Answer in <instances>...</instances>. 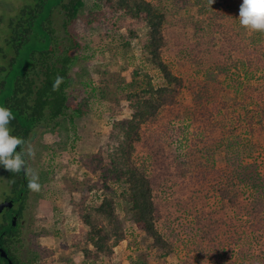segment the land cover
Returning <instances> with one entry per match:
<instances>
[{"label":"trees","instance_id":"trees-1","mask_svg":"<svg viewBox=\"0 0 264 264\" xmlns=\"http://www.w3.org/2000/svg\"><path fill=\"white\" fill-rule=\"evenodd\" d=\"M85 6V0H35L20 5L18 13L8 19L0 16V25L6 24L0 32V103L12 109L16 116L12 135L24 141L28 142L41 125L57 134L60 128L68 129L67 121L85 115L91 108L92 99L91 95L74 94L72 89L77 79L74 67L78 51L83 47V34L78 31V24L83 21L86 26L102 25L105 17L119 22L127 16L147 26L142 38V57L149 66L158 69L163 85L155 86L151 73L142 66L136 67L130 82L119 81L121 79L110 72H104L98 82L93 79L89 84L84 82L91 94L104 101L119 102L118 95L124 96L130 101L133 114L128 120L111 118L112 129L121 133L122 140L118 144L116 138L107 144L106 150L91 156L82 154L80 159H75L82 168L84 165L86 169L95 161L99 167L93 168L98 173L96 178L86 173L84 179H75L76 187H73L83 197L97 193V198L91 201L82 199L84 204L78 211V216L87 226L83 236L85 256L80 264H99L110 257L115 247L125 239L124 219L119 209L131 214L139 230L151 238L147 250L132 258L130 264H152L149 258L152 261L165 259L174 252L176 245L158 226L163 210L156 199L152 170L144 161H135L132 155L135 139L139 137L135 128L138 121L147 120L162 105H172L179 87H189V84L162 56L167 43L164 32L167 15L152 0H94V7L88 12H85ZM230 45L237 56L233 58L232 53L226 55L231 61L228 66L246 70L247 81L241 84V89L247 98L257 93L259 102L263 103L262 108L257 112H247V115L244 113L242 120L232 121L229 108L235 111L244 103L236 99L221 100V103L216 100V93L222 85H218L221 83L214 76L218 68H223L224 62L217 59L206 62L211 65V77L198 75L188 78L190 87H195L192 90L194 106L183 109L193 115L194 123L200 120L201 128L193 138L185 132H171L173 139L151 145L150 154L157 164L155 168L158 165L173 168L171 175L176 182L181 181V190L190 189L197 194L202 186L207 193L213 191L219 198L220 206L196 211L201 239L219 235L222 237L220 241L245 244L249 236L244 233L245 229L249 228L254 233L264 232V165L253 160L257 150L264 149V139H256L258 131L264 128V38L256 37L253 43L252 52L260 62L238 57L244 49L242 42L231 39ZM57 75L64 80L60 90L53 91L52 84ZM118 90H122L120 94ZM185 116L176 113L177 119ZM216 153L225 161L219 168L215 165ZM211 159L212 165L208 164ZM0 170L9 189H13L11 183L14 185L12 196L15 202L24 208L31 191L27 178L9 173L2 166ZM247 191L253 192L252 199L245 196ZM87 203L92 211L104 215L109 223L98 222L91 210L83 211ZM227 209H235L236 217L228 216ZM240 224L246 227L241 233L237 226ZM9 227L12 230L17 228ZM251 236L253 240L254 235ZM10 237L18 239V234L12 233ZM89 243L93 248H89ZM241 246L237 256L242 258V264H262ZM207 253H210L208 248L206 257L214 255ZM38 256L39 253L35 252L34 262ZM185 261L186 264H202L203 250L187 254ZM0 264H8L1 253ZM14 264H20L19 257L14 259Z\"/></svg>","mask_w":264,"mask_h":264},{"label":"rangeland","instance_id":"rangeland-1","mask_svg":"<svg viewBox=\"0 0 264 264\" xmlns=\"http://www.w3.org/2000/svg\"><path fill=\"white\" fill-rule=\"evenodd\" d=\"M34 1L0 0V16L8 19L18 13L20 5ZM85 1V12H88L94 7V0ZM152 1L167 15L164 24L167 43L162 56L176 74L187 79L189 87L180 86L176 91V101L172 105H162L156 114L150 115L147 120L138 121L135 128L136 136L139 137L135 139L132 155L135 161H144L149 165V170H152L156 182V199L163 210L158 226L176 245L174 252L167 258L149 260L152 264H186L187 254L203 250L202 264H242V258L237 256L242 244L247 254L253 259L258 258L260 263L264 264V232L254 233L240 224L237 225L240 227L239 232L245 229L244 233L249 235L245 244L240 241H220L222 237L219 235L217 238L212 235L201 239L200 230L196 225V211L203 208L208 211L220 206L219 198L213 191L207 193L202 186L203 189L200 187L196 191L197 194L190 192V189L181 190V181L176 182L171 175L173 168L167 169L163 165L155 168L157 164L150 154L151 145H157L160 141L170 142L173 139L171 132H185L188 137L193 138L201 128L200 120L194 123L193 115L183 109L194 106L192 90L195 87H190L188 78L198 75L211 77V65L206 62H215L216 59L224 62L223 68H218L214 76L221 83L218 85H222L216 93V100L221 103V100L236 99L244 103L235 111L229 108L232 121L242 120L244 113L247 115V112H257L262 108L263 103L259 102L257 93H254L252 98H247L241 89V84L247 81L246 70L228 66L231 61L226 55L232 53L233 58L237 56L230 45L231 39H236L244 45L242 53L238 55L241 60L248 57L253 62H260L256 53L252 52L253 43L256 37L264 38V33L249 31L239 24V5L242 0ZM78 25V31L83 34V47L78 51V60L74 67L77 79L72 89L74 94L80 96L91 95V108L82 117L68 120V129L60 128L58 134L45 126L40 127L36 139L30 143L36 152L35 160L30 166L39 172L41 188L39 191H30L22 211L23 222L18 228L15 244L20 264H80L84 260L83 248L86 245L83 236L87 226L78 216V211L84 204L82 199L91 201L97 198V193L92 196L86 192L88 197H83L75 188V179H84L86 173L89 177L96 178L98 173L93 168L99 165L95 161L85 169L84 165L82 168L75 159H80L82 154L91 156L106 150L107 144L116 138L118 144L119 140H122L121 133L112 129L111 118L114 116L115 120H128L133 114L130 101L124 96L118 95L119 102L104 101L91 94L84 82L88 83L92 79L98 82L104 72L113 73L121 79L119 81L130 82L134 78L136 67L142 66L151 73L155 86L163 85V78L158 69L149 66L142 57V38L147 31L144 23L126 16L119 22L109 21L105 17L102 25L86 26L83 21ZM5 28V23L0 25V32ZM121 91L118 90V94ZM177 112L186 116L177 119ZM256 139H264V128L258 131ZM215 160L218 168L224 166L225 161L218 153L215 154ZM253 160L264 165V149L257 150ZM212 163V159L208 161V164ZM8 188L0 170V191ZM253 195L251 191L245 192L247 198L252 199ZM91 208L87 203L83 211H92ZM119 212L124 219L126 237L115 247L114 253L99 264H130L132 258L147 250L151 241L143 230H139L131 214L121 209ZM226 213L232 217L237 215L235 209H227ZM95 217L98 222L106 225L109 223L102 214L95 213ZM251 235H254L253 240ZM193 239L195 240L192 241ZM88 246L93 248L91 243ZM206 248L212 254L217 252L206 257ZM35 252L39 253V256L34 262L32 258H35Z\"/></svg>","mask_w":264,"mask_h":264},{"label":"clouds","instance_id":"clouds-1","mask_svg":"<svg viewBox=\"0 0 264 264\" xmlns=\"http://www.w3.org/2000/svg\"><path fill=\"white\" fill-rule=\"evenodd\" d=\"M239 24L249 31L264 33V0H242L239 5ZM64 77L57 75L53 91H59ZM16 116L12 109L0 103V166L14 175H24L28 188L39 191V172L31 167L35 160V149L27 141L12 135Z\"/></svg>","mask_w":264,"mask_h":264},{"label":"flooded vegetation","instance_id":"flooded-vegetation-1","mask_svg":"<svg viewBox=\"0 0 264 264\" xmlns=\"http://www.w3.org/2000/svg\"><path fill=\"white\" fill-rule=\"evenodd\" d=\"M37 135H38L37 132L33 133L32 137L30 138L28 142L31 143L33 140H35ZM11 186H13V189L8 188L7 190H4L3 192L0 191V203L6 200H13V206L11 207L5 206L2 209V211H0V234H4L3 236H0V249L4 248L7 251L8 256L7 257L3 256V257L6 259L8 264H9V259L13 260L14 262V259L18 258L17 250L15 249V244H16L17 239L16 238L13 239V237L11 238L10 234L19 233L18 228L20 227V223L23 222L22 211L24 209V208L21 209L20 206H17V204L19 203L15 202L12 196L14 185L11 183ZM14 219L16 220V223H14L13 221ZM9 224L14 227H17L16 230H12L9 227L10 226Z\"/></svg>","mask_w":264,"mask_h":264},{"label":"water","instance_id":"water-1","mask_svg":"<svg viewBox=\"0 0 264 264\" xmlns=\"http://www.w3.org/2000/svg\"><path fill=\"white\" fill-rule=\"evenodd\" d=\"M5 206H10V207L13 206V200H6V201H3L2 203H0V211H2V209ZM15 219L13 220L14 223H16V220ZM0 252H1V255L2 256H4V257H7L8 256L7 251L4 248H1L0 249ZM9 264H14L13 260L9 259Z\"/></svg>","mask_w":264,"mask_h":264}]
</instances>
